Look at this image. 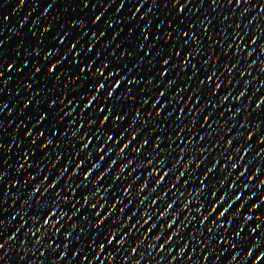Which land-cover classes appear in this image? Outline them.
Segmentation results:
<instances>
[{
  "label": "snow or ice",
  "instance_id": "obj_1",
  "mask_svg": "<svg viewBox=\"0 0 264 264\" xmlns=\"http://www.w3.org/2000/svg\"><path fill=\"white\" fill-rule=\"evenodd\" d=\"M38 6L0 38V264H264V0Z\"/></svg>",
  "mask_w": 264,
  "mask_h": 264
},
{
  "label": "water",
  "instance_id": "obj_2",
  "mask_svg": "<svg viewBox=\"0 0 264 264\" xmlns=\"http://www.w3.org/2000/svg\"><path fill=\"white\" fill-rule=\"evenodd\" d=\"M17 2V0H9V6L5 9H3L2 11H0V17H2L5 14H8L11 12V8L15 5V3ZM46 0H39V4L42 6L43 3H45ZM64 0H57V8L59 7V5L61 3H63ZM89 4L91 5L93 3V0H88ZM104 3V0H101V4ZM109 10H111V6H109ZM40 11V6L36 7L35 9H33L31 7V0H25V4L21 5L19 7V9L16 11V13L10 15L9 20L8 21H3L2 23L5 25L3 27H0V38L3 39H8L11 35L9 29L11 26H13L20 17L29 14L28 19L31 20L33 18V16L37 15ZM56 9L53 10V12L50 13H46V15L49 17V19L52 18V16L54 15ZM29 27V25L26 24L25 28L23 30H19L18 31H27V28ZM34 30L36 28V26H31ZM15 43L14 39H10L9 40V49H11L12 45ZM12 84L10 82V84L8 85V88H11ZM3 98V93H0V99ZM14 111V109H5V112L7 111ZM2 115V114H0ZM7 122V121H6ZM9 132L11 131V128L8 130ZM12 191H15L14 189Z\"/></svg>",
  "mask_w": 264,
  "mask_h": 264
}]
</instances>
